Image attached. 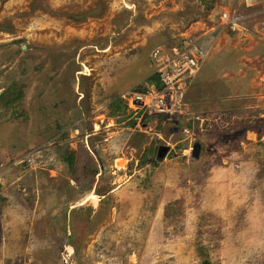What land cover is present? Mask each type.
<instances>
[{
  "label": "rangeland",
  "instance_id": "374dc122",
  "mask_svg": "<svg viewBox=\"0 0 264 264\" xmlns=\"http://www.w3.org/2000/svg\"><path fill=\"white\" fill-rule=\"evenodd\" d=\"M0 264H264V0H0Z\"/></svg>",
  "mask_w": 264,
  "mask_h": 264
},
{
  "label": "built area",
  "instance_id": "2783aa9c",
  "mask_svg": "<svg viewBox=\"0 0 264 264\" xmlns=\"http://www.w3.org/2000/svg\"><path fill=\"white\" fill-rule=\"evenodd\" d=\"M239 18L240 16L235 15V13L228 14L225 12L220 15V20L232 29L235 25H239ZM182 45H174L165 55L162 54L159 48H156L153 52L152 59L159 63L155 70L159 73L163 87L161 90L153 88L147 94H138L132 97L133 101L146 99V102L140 101L139 103L145 104L148 115L152 113L161 114L171 119L176 113V106L182 101L186 81H191L193 75L199 69V55L201 52H198V44L183 41ZM139 95L141 99L138 98ZM182 131L186 133L187 129L183 128Z\"/></svg>",
  "mask_w": 264,
  "mask_h": 264
},
{
  "label": "trees",
  "instance_id": "16d2710c",
  "mask_svg": "<svg viewBox=\"0 0 264 264\" xmlns=\"http://www.w3.org/2000/svg\"><path fill=\"white\" fill-rule=\"evenodd\" d=\"M147 80L149 81V84H152L154 86V88H156V90H160L163 86V83L161 82L160 78H159V74L157 72H154L153 74H151L150 76H148ZM140 88H138L137 90H139ZM146 88H142L140 91H145ZM65 160L67 161V164L69 166H71L73 164L74 161V152H69L66 157Z\"/></svg>",
  "mask_w": 264,
  "mask_h": 264
},
{
  "label": "water",
  "instance_id": "95a60500",
  "mask_svg": "<svg viewBox=\"0 0 264 264\" xmlns=\"http://www.w3.org/2000/svg\"><path fill=\"white\" fill-rule=\"evenodd\" d=\"M196 145V149H193V151H192V154L195 156V157H197V155H198V145L199 144H195ZM161 149V157L164 155V153L168 150V147H166V146H161L160 147Z\"/></svg>",
  "mask_w": 264,
  "mask_h": 264
},
{
  "label": "clouds",
  "instance_id": "9594fccd",
  "mask_svg": "<svg viewBox=\"0 0 264 264\" xmlns=\"http://www.w3.org/2000/svg\"><path fill=\"white\" fill-rule=\"evenodd\" d=\"M152 64H154V63L152 62ZM152 64H151V65H152ZM154 72H157V71L154 69ZM157 73H158V72H157ZM158 74H159V73H158ZM159 78H160V77H159ZM153 87H154V86H153ZM162 87H163V86H162ZM161 89H162V88H161ZM161 89H160V90H161ZM192 150H193V149H192Z\"/></svg>",
  "mask_w": 264,
  "mask_h": 264
},
{
  "label": "flooded vegetation",
  "instance_id": "af4514ba",
  "mask_svg": "<svg viewBox=\"0 0 264 264\" xmlns=\"http://www.w3.org/2000/svg\"><path fill=\"white\" fill-rule=\"evenodd\" d=\"M199 150H200V145H198V152H199Z\"/></svg>",
  "mask_w": 264,
  "mask_h": 264
},
{
  "label": "bare ground",
  "instance_id": "6f19581e",
  "mask_svg": "<svg viewBox=\"0 0 264 264\" xmlns=\"http://www.w3.org/2000/svg\"><path fill=\"white\" fill-rule=\"evenodd\" d=\"M93 196H94L93 194L92 195H89V197H92V198H93Z\"/></svg>",
  "mask_w": 264,
  "mask_h": 264
}]
</instances>
